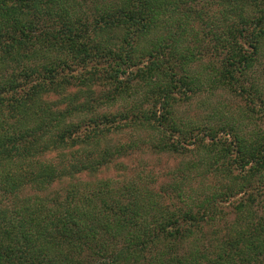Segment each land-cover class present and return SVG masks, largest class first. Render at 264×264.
Masks as SVG:
<instances>
[{"label":"trees","instance_id":"16d2710c","mask_svg":"<svg viewBox=\"0 0 264 264\" xmlns=\"http://www.w3.org/2000/svg\"><path fill=\"white\" fill-rule=\"evenodd\" d=\"M263 75L264 0H0V264H264Z\"/></svg>","mask_w":264,"mask_h":264},{"label":"rangeland","instance_id":"374dc122","mask_svg":"<svg viewBox=\"0 0 264 264\" xmlns=\"http://www.w3.org/2000/svg\"><path fill=\"white\" fill-rule=\"evenodd\" d=\"M199 1L200 4L204 2V0ZM216 10V7L210 8L211 13L215 14ZM196 29L200 31L199 24L198 26H196ZM204 29L205 31H207V27H205ZM202 41L203 46H209V39ZM260 69H263V67ZM243 105L244 102L242 101V98H235L229 94L223 93L222 91H215L213 94L203 92L200 95L195 96L190 103L186 105L183 104L180 108V112L181 116L184 119L199 122L200 124H204L207 122L215 123V121L219 119H221L222 121H224V119H239V121L242 122L241 118ZM256 124H263V120H257ZM115 137H117V139L114 140L117 141L121 137V135ZM125 139L128 140L127 135L124 136L123 141H125ZM112 142L114 141L112 140ZM180 160L181 158L175 155H158L153 154L149 150H145L144 152L137 151L132 155L119 160V162L127 167V172L125 171L126 173L116 167L108 166L103 168L96 175H92L89 179L118 180L125 175H128L129 171L139 169L140 167H145V171L150 172L151 174H157L158 180L163 181L167 180V176L173 170V168L179 164ZM84 179L86 180V178ZM64 184L65 183L60 184L55 188L58 189Z\"/></svg>","mask_w":264,"mask_h":264}]
</instances>
